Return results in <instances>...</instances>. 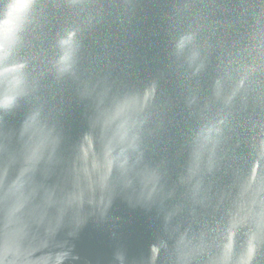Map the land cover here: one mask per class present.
Returning a JSON list of instances; mask_svg holds the SVG:
<instances>
[{"label":"clouds","instance_id":"9594fccd","mask_svg":"<svg viewBox=\"0 0 264 264\" xmlns=\"http://www.w3.org/2000/svg\"><path fill=\"white\" fill-rule=\"evenodd\" d=\"M153 7L0 0V264H264V0Z\"/></svg>","mask_w":264,"mask_h":264},{"label":"water","instance_id":"95a60500","mask_svg":"<svg viewBox=\"0 0 264 264\" xmlns=\"http://www.w3.org/2000/svg\"><path fill=\"white\" fill-rule=\"evenodd\" d=\"M147 5L145 9L146 15L141 17L138 33L133 37L131 45L134 47V56L137 59L146 58V63H151L154 53L157 50V38L154 35L156 25L158 23L154 13L158 11L154 5L163 3V0H142ZM82 108L75 103L70 104L66 114L65 121L71 135H75L83 124L81 115ZM165 144L162 143L160 148L163 149ZM113 213L122 217L117 221L118 231L122 232L130 241H135L139 236L144 234L149 224V215L141 209H126L124 206L114 207ZM110 226H104L98 232L92 233L90 229H86L82 234V241L88 244L93 240H104L107 238Z\"/></svg>","mask_w":264,"mask_h":264}]
</instances>
